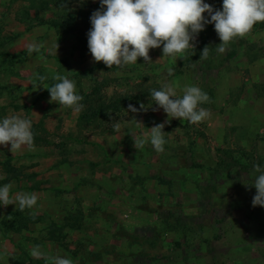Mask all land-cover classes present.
<instances>
[{
    "label": "rangeland",
    "instance_id": "rangeland-1",
    "mask_svg": "<svg viewBox=\"0 0 264 264\" xmlns=\"http://www.w3.org/2000/svg\"><path fill=\"white\" fill-rule=\"evenodd\" d=\"M65 1L63 8L75 16L98 3ZM206 2L214 8L222 5V0ZM28 6L24 0H0V117L27 118L40 89L50 97L45 87L54 83L56 74L75 81L83 97L82 111L63 109L68 121L79 116L88 122L91 119L81 116L92 109L123 97L127 101L119 103L116 112L105 111L81 135L54 143L65 158L89 156L88 175L83 173L77 183L92 187L80 198L87 214H70L76 220L73 228L40 229L27 222L26 230H37L33 235L41 238L36 245L45 256L37 259L30 254L36 246H31L33 235L12 231L17 211L0 206V264H52L54 256L70 258L74 264H264V208L252 206L256 189L243 182L254 165L264 166V29L259 28L264 22L231 41L223 54L216 51L221 41L209 24L182 57H162L161 48H156L149 52L151 61L139 58L137 64L110 69L97 67L103 62H93L83 49L89 30L80 21L77 28L86 36L80 39L35 22L29 27L22 21ZM51 8L39 17L49 20L63 14ZM29 14L36 16L32 10ZM32 42L41 45L39 52H28ZM205 47L208 58L200 59ZM232 52L234 57L228 58ZM165 84L175 87L178 95L186 85L200 87L209 97L201 107L210 116L196 125L178 119L166 123L169 118L150 99L151 90ZM129 104L138 111L129 112ZM40 122L43 126L36 127ZM38 123L32 127V155L50 150L39 143L46 134L45 122ZM161 123L165 151L157 153L150 144L138 151L132 135L150 132ZM97 139L106 145H97ZM6 158L0 162V176H6L1 166ZM23 212L27 218L35 214ZM121 228L151 238L154 245H128L117 235Z\"/></svg>",
    "mask_w": 264,
    "mask_h": 264
},
{
    "label": "clouds",
    "instance_id": "clouds-1",
    "mask_svg": "<svg viewBox=\"0 0 264 264\" xmlns=\"http://www.w3.org/2000/svg\"><path fill=\"white\" fill-rule=\"evenodd\" d=\"M98 3L100 7L90 16L87 47L93 62H103L110 69L137 64L139 58L151 61L149 52L156 48H161L162 57H182L194 47L193 41L209 24L214 25L221 41L216 51L223 54L231 41L245 36L256 23L264 22V0H222L220 8H214L206 0H98ZM40 47L32 42L27 50L31 54L39 52ZM208 55L209 49L205 47L200 59H207ZM53 80L51 86L45 87L50 94L49 102L76 113L82 111L83 97L77 93L75 81L61 74L54 75ZM150 99L167 115L166 123L178 119L196 125L210 116L209 111L201 107L209 97L196 85L184 86L182 95H178L175 87L165 84L160 89H152ZM128 111L135 113L138 109L129 104ZM32 127L30 119L19 115L0 117V146L10 145L9 151L13 154L25 147L33 149ZM163 128L161 123L151 127L150 132L133 134L134 147L139 151L150 144L155 152L163 153L167 143ZM248 175L249 179L243 182L256 189L252 206L264 208V166L254 165L253 173ZM4 179L0 176V180ZM12 188L11 182L0 184V206L15 205L21 212L37 206L36 193L12 195ZM30 254L37 259L45 256L39 245L34 246ZM51 259L52 264H74L67 257Z\"/></svg>",
    "mask_w": 264,
    "mask_h": 264
},
{
    "label": "crops",
    "instance_id": "crops-1",
    "mask_svg": "<svg viewBox=\"0 0 264 264\" xmlns=\"http://www.w3.org/2000/svg\"><path fill=\"white\" fill-rule=\"evenodd\" d=\"M12 81L15 80H11V83ZM33 95L36 96V94ZM37 98L36 102H33V109L27 118L31 119L33 123H38L41 120L45 122L44 128L46 136L42 140L43 142L40 141L39 143L41 146L49 145L50 150L40 154H33L34 157L32 158L33 155L27 147L13 154L9 151L10 145H8V147L0 146V162L3 156L11 160L10 164L13 168V174L17 177L7 181V183L11 182L13 184L11 190L12 195L18 192L36 193L38 195L37 206L32 210H27L35 213L28 219L29 221L31 220V222L28 221L29 223L41 226L40 229L50 225L62 226L66 223L72 225L76 220L70 214H74L79 210L87 214L86 209L88 208L82 206H85V204L80 198H84L91 193L92 187L87 185L77 187V183L80 181L81 177H84L83 173L88 175L86 159H89V156H87L88 154L79 155L74 160L65 158L64 155L58 153V149L54 148L56 146L54 143H58L57 140L60 137H77L81 135L83 129L87 131L94 126L93 123L96 119L83 122L80 121L79 116H77V120L68 121L63 112L64 107H59V105L55 103H50V97H48L44 89L39 90ZM95 143L101 147L106 145L104 141L100 139H97ZM105 152L107 153L108 150L105 149ZM30 158L33 159V164L36 163L33 167L30 166L32 163L29 162ZM27 171H29L28 174ZM2 173L6 175L3 171ZM29 178H35V180ZM71 182H73V185ZM74 186H76L75 189ZM37 187L39 188L32 190V188ZM81 188L83 190H81ZM61 194L65 195V198H63ZM73 194H76L77 198H74ZM74 199H79L78 202L81 205H77L78 203L76 205L73 204L75 202ZM6 209V211L19 210L15 208V205H8ZM31 232L33 231L23 230L22 234H38L37 230L35 233ZM13 233L18 234L16 231H13ZM31 239L32 247L36 245V242L41 240V238L39 240L35 235H33ZM49 246L50 245H46L45 247L48 248Z\"/></svg>",
    "mask_w": 264,
    "mask_h": 264
},
{
    "label": "trees",
    "instance_id": "trees-1",
    "mask_svg": "<svg viewBox=\"0 0 264 264\" xmlns=\"http://www.w3.org/2000/svg\"><path fill=\"white\" fill-rule=\"evenodd\" d=\"M26 3H28V11H24V15H23V20L22 21H26L25 23H27L29 25V27H32L34 25H47L49 27H52L57 33H68L70 35H74L75 37H82L85 34H83V32L81 30H78L77 28V22L80 21V25H84L85 29H90L91 25H90V16L91 14L97 10L100 5L99 3L95 4L94 6H90L88 7L85 11L79 13V15L75 16L73 13H69L67 12L66 8H63V4L66 5V1L65 0H24ZM56 8V9H60L63 10V14H60L61 17H63L64 19L60 18V15L57 16V14H55L54 18L49 19V20H44L42 18L39 17V13L42 11H49L52 10L49 9L50 7ZM29 10L34 11L35 13V18H32L29 14ZM53 11V10H52ZM55 12V10H54ZM21 20V19H20ZM260 29H264V24L262 26H259ZM86 37V36H84ZM80 39V38H79ZM83 49H88L87 45L83 48ZM1 56V55H0ZM234 57V53H230L228 55V58H232ZM12 58V56H11ZM99 68H106V65L101 64L99 66H97ZM209 69H217L216 67H209ZM127 101L126 97L123 98H119L117 100H115L114 102H111V104H109L108 106H100L99 108H95L92 109L90 112V115L83 117L81 116L83 119L87 118V119H96L99 116L103 115L105 111L107 110H112V111H118V104L119 103H125ZM79 120L80 117H79ZM42 127L43 123L40 122L37 124L36 127ZM7 163L2 164L3 166V170L6 173L5 179L4 180H0V184H4L7 183V181H9V179H14L17 178L15 176V174H13V168L10 164L11 160L7 158L6 160ZM13 214H15L13 212ZM13 214H11L10 216H12L13 218ZM29 217L27 218L26 215L23 214V212L17 210L14 220L11 222V224H13V230L12 231H16V232H20L23 230L27 229V222ZM75 219V218H74ZM57 225H50L48 226V230L55 228ZM69 227V228H73L74 224H64L60 227ZM59 227V226H57ZM118 237H122L126 243L128 245H139V244H143V243H149L151 245H154L152 242L151 238H141L139 236H136L134 234H128L123 228H121L118 232Z\"/></svg>",
    "mask_w": 264,
    "mask_h": 264
}]
</instances>
